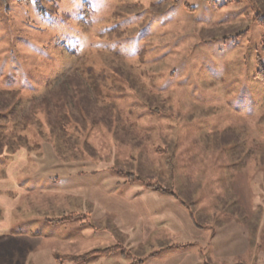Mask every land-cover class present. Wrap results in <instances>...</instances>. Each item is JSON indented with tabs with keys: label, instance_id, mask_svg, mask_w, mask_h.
<instances>
[{
	"label": "rangeland",
	"instance_id": "1",
	"mask_svg": "<svg viewBox=\"0 0 264 264\" xmlns=\"http://www.w3.org/2000/svg\"><path fill=\"white\" fill-rule=\"evenodd\" d=\"M263 79L264 0H6L0 264H264Z\"/></svg>",
	"mask_w": 264,
	"mask_h": 264
},
{
	"label": "trees",
	"instance_id": "2",
	"mask_svg": "<svg viewBox=\"0 0 264 264\" xmlns=\"http://www.w3.org/2000/svg\"><path fill=\"white\" fill-rule=\"evenodd\" d=\"M5 3H6V0H0V5L5 4ZM263 81H264V79H263ZM42 100H44V99H42ZM128 176H134V175L129 173ZM149 186L156 188V190L159 189V187H156L155 185H149ZM163 191L167 192L165 190H163ZM69 218H71V217H69ZM118 248L117 247H110V248H106V249H103V250H93V251L87 253L85 256L94 255V254L95 255H97V254H108V253H111V252H114V251L118 250ZM58 258L59 259H70L72 261L73 260L76 261V260L81 259L82 257H78V256L77 257H65V256L60 257V256H58Z\"/></svg>",
	"mask_w": 264,
	"mask_h": 264
}]
</instances>
